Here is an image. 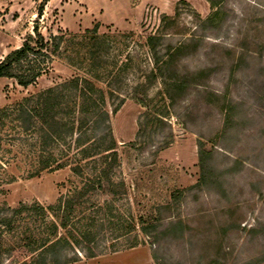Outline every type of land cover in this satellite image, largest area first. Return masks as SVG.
I'll return each mask as SVG.
<instances>
[{"label":"rangeland","instance_id":"obj_1","mask_svg":"<svg viewBox=\"0 0 264 264\" xmlns=\"http://www.w3.org/2000/svg\"><path fill=\"white\" fill-rule=\"evenodd\" d=\"M208 18L221 30L196 51L193 40ZM35 27L46 41L62 38L60 49L35 84L3 80L0 109L15 110L74 78L91 81L104 93L116 141L110 177L125 184L117 195L97 190L85 199L96 222L95 257L78 248L69 253L72 264H264V0H0V56L35 37ZM152 36L164 40L159 56L190 44L178 64L202 74L198 90L174 108L162 79L152 76ZM233 104L235 123L225 131ZM156 114L169 115L155 134ZM0 126V208L55 204L104 167L99 157H76L72 143L53 152L66 167L35 175L39 135L18 132L15 115ZM202 149L221 190L198 187ZM179 220L184 237H167L168 224ZM3 240L14 245L8 234ZM19 256L3 247L0 264H23Z\"/></svg>","mask_w":264,"mask_h":264},{"label":"trees","instance_id":"obj_2","mask_svg":"<svg viewBox=\"0 0 264 264\" xmlns=\"http://www.w3.org/2000/svg\"><path fill=\"white\" fill-rule=\"evenodd\" d=\"M42 13L43 6L39 9V16H42ZM214 21L208 18L200 24L197 31L200 34L197 35V40H193L196 51L200 50L202 38L208 33L218 36L217 32L221 30L220 25L215 26ZM34 31L35 37L28 36L21 48L10 52L0 62V79H13L19 86L27 88L35 84L42 76L45 71L44 66L49 64L51 56L60 49L62 38L54 37L49 42L38 32L37 27ZM162 41L164 40L155 36L148 38V45L155 58L156 72H153L152 76L162 79L167 87L166 97L170 100V106L174 108L180 97L186 100L196 91L201 84L202 74L191 72L188 67L181 69L178 64L188 56L190 44L181 43L178 47H169L165 55L159 56L157 47ZM137 102L145 105L141 100ZM105 106L102 90L96 88L87 79L74 78L35 97L26 98L15 110L0 109V125L2 121L15 115V121L21 125L14 126L18 132L34 131L39 135L40 159L39 169L35 175L66 167L67 164H61L53 152L55 149H60L62 145L70 146L72 143V148L77 150L76 157L79 156L82 160L99 157L104 164L99 171L96 167L94 178L88 179L81 189L76 188L68 196L59 197L55 204L43 206L36 202L32 205L21 204L18 208H0V256L1 249L4 247L6 254L15 250L19 251L18 258L21 259L19 261H23V264H72L77 261V258H70L69 253L77 251L78 248L81 250L79 252L88 253V258L95 257L93 247L98 235L94 230L96 222L95 218L87 214L84 209L87 203L85 199L92 191L108 190L113 195H117L118 192L115 189L125 187L124 182L117 183L110 177L114 164L118 162V154L110 127V115ZM119 107L114 110V114L119 111ZM238 109V104L230 106L225 131L235 123L234 117ZM166 115L156 114L151 121L157 122L160 126L155 129V134L160 129L164 130ZM37 121H40L42 126H37ZM4 127L0 126V143L1 130ZM143 128V126L140 127V132ZM68 149L70 150V147ZM200 155L202 175L198 187L203 190L217 185L218 189H223L220 181L214 176L213 168L207 164L208 153L202 149ZM209 156L212 155L209 154ZM94 161L97 163L96 160ZM235 164L241 165L240 162ZM80 167L73 168L74 174L83 175ZM234 171L235 168L227 170L229 173ZM79 209L81 215L77 216L76 212ZM99 226L104 229L103 224ZM184 227L182 221H172L164 234L167 237L174 236L182 239L185 235ZM154 228V226L145 228L144 231L152 235L151 230ZM4 233L15 240L13 246L4 244Z\"/></svg>","mask_w":264,"mask_h":264},{"label":"crops","instance_id":"obj_3","mask_svg":"<svg viewBox=\"0 0 264 264\" xmlns=\"http://www.w3.org/2000/svg\"><path fill=\"white\" fill-rule=\"evenodd\" d=\"M17 48H19V46L16 47L15 49H17ZM6 55H7V52H6L4 55H1V56H0V60L2 61ZM1 61H0V62H1ZM3 80H5V79H0V83H1Z\"/></svg>","mask_w":264,"mask_h":264}]
</instances>
